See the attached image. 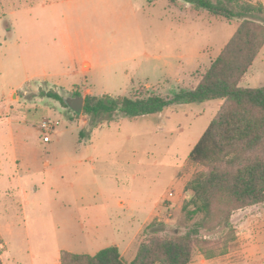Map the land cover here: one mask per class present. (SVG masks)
Listing matches in <instances>:
<instances>
[{
	"label": "rangeland",
	"instance_id": "374dc122",
	"mask_svg": "<svg viewBox=\"0 0 264 264\" xmlns=\"http://www.w3.org/2000/svg\"><path fill=\"white\" fill-rule=\"evenodd\" d=\"M186 3L0 0L3 264H58L61 250L94 254L110 245L130 261L153 219L180 233L199 219L181 210L198 169L188 155L220 99L118 113L91 127L83 112L46 94L171 96L195 87L237 22L191 6L187 13ZM263 85L264 48L240 83ZM43 120L53 128L43 132ZM231 223L237 239L217 258L264 264V204L235 212ZM204 260L194 250L190 264Z\"/></svg>",
	"mask_w": 264,
	"mask_h": 264
},
{
	"label": "trees",
	"instance_id": "16d2710c",
	"mask_svg": "<svg viewBox=\"0 0 264 264\" xmlns=\"http://www.w3.org/2000/svg\"><path fill=\"white\" fill-rule=\"evenodd\" d=\"M184 1L196 11L237 22L196 86L171 96L149 91L117 97L87 94L83 113L92 127L118 113L138 117L160 113L168 106L220 99L217 112L188 155L198 169L184 186L187 194L181 210L187 220L200 217L183 233L163 229L164 223L153 219L130 261L117 245H110L94 254L61 250L59 264H189L194 250L211 260L225 255L237 239L233 214L264 204V85L240 86L264 46V5L252 0ZM46 94L64 104L57 93Z\"/></svg>",
	"mask_w": 264,
	"mask_h": 264
},
{
	"label": "water",
	"instance_id": "95a60500",
	"mask_svg": "<svg viewBox=\"0 0 264 264\" xmlns=\"http://www.w3.org/2000/svg\"><path fill=\"white\" fill-rule=\"evenodd\" d=\"M65 105L76 115L83 112L84 98L82 96H67L63 98Z\"/></svg>",
	"mask_w": 264,
	"mask_h": 264
},
{
	"label": "crops",
	"instance_id": "0c3cea01",
	"mask_svg": "<svg viewBox=\"0 0 264 264\" xmlns=\"http://www.w3.org/2000/svg\"><path fill=\"white\" fill-rule=\"evenodd\" d=\"M189 8H190V4H188V3H186V12L187 13H189L190 12V10H189ZM264 48V46L261 48V50ZM261 50H260V52H259V54L261 53ZM259 54L257 55V57L259 56ZM260 56H262L263 57V55H260ZM215 57V56H214ZM256 57V58H257ZM208 58H210V57H206V58H204L203 60H201V61H198L192 68H195L196 66H198V65H200V63H204L205 61H206V59H208ZM211 58H213V57H211ZM255 58V59H256ZM261 62H262V60H261ZM191 68V69H192ZM190 72V70L188 71V73ZM188 73L187 74H185V75H183L182 77H185L186 75H188ZM86 122V121H85ZM122 254V253H121ZM135 255V254H134ZM134 257V256H133ZM251 257H254L255 258V255L254 256H251ZM259 261V260H258ZM203 262H205V263H207V264H222L223 263V261H222V259H220V258H215V259H213V260H204ZM3 263V262H2ZM191 263V262H190ZM189 263V264H190ZM59 264V263H58Z\"/></svg>",
	"mask_w": 264,
	"mask_h": 264
},
{
	"label": "built area",
	"instance_id": "2783aa9c",
	"mask_svg": "<svg viewBox=\"0 0 264 264\" xmlns=\"http://www.w3.org/2000/svg\"><path fill=\"white\" fill-rule=\"evenodd\" d=\"M40 125L43 132L51 130L53 128V123L47 120H43ZM42 139L45 142L49 141L48 135H43ZM169 195H171V193H169Z\"/></svg>",
	"mask_w": 264,
	"mask_h": 264
},
{
	"label": "bare ground",
	"instance_id": "6f19581e",
	"mask_svg": "<svg viewBox=\"0 0 264 264\" xmlns=\"http://www.w3.org/2000/svg\"><path fill=\"white\" fill-rule=\"evenodd\" d=\"M87 65V64H86Z\"/></svg>",
	"mask_w": 264,
	"mask_h": 264
}]
</instances>
